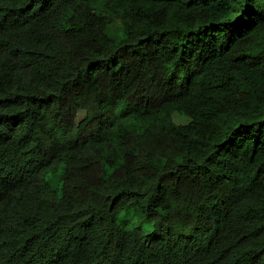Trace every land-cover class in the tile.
Returning a JSON list of instances; mask_svg holds the SVG:
<instances>
[{"label":"trees","instance_id":"obj_1","mask_svg":"<svg viewBox=\"0 0 264 264\" xmlns=\"http://www.w3.org/2000/svg\"><path fill=\"white\" fill-rule=\"evenodd\" d=\"M0 264H264V0H0Z\"/></svg>","mask_w":264,"mask_h":264},{"label":"rangeland","instance_id":"obj_2","mask_svg":"<svg viewBox=\"0 0 264 264\" xmlns=\"http://www.w3.org/2000/svg\"><path fill=\"white\" fill-rule=\"evenodd\" d=\"M78 119H82V114H80V115L78 116ZM174 121H175V123H177V124H183V123L188 122V119H187V118H178V117H174Z\"/></svg>","mask_w":264,"mask_h":264}]
</instances>
